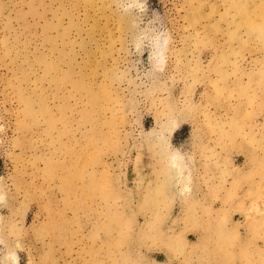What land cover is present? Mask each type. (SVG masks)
I'll return each mask as SVG.
<instances>
[{"label": "rangeland", "instance_id": "obj_1", "mask_svg": "<svg viewBox=\"0 0 264 264\" xmlns=\"http://www.w3.org/2000/svg\"><path fill=\"white\" fill-rule=\"evenodd\" d=\"M264 264V0H0V264Z\"/></svg>", "mask_w": 264, "mask_h": 264}, {"label": "clouds", "instance_id": "obj_2", "mask_svg": "<svg viewBox=\"0 0 264 264\" xmlns=\"http://www.w3.org/2000/svg\"><path fill=\"white\" fill-rule=\"evenodd\" d=\"M17 264H18V258H17Z\"/></svg>", "mask_w": 264, "mask_h": 264}]
</instances>
